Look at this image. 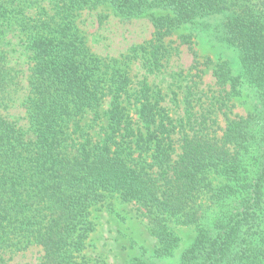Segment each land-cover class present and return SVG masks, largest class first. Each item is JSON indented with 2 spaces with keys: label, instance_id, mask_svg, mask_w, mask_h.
Returning a JSON list of instances; mask_svg holds the SVG:
<instances>
[{
  "label": "trees",
  "instance_id": "obj_1",
  "mask_svg": "<svg viewBox=\"0 0 264 264\" xmlns=\"http://www.w3.org/2000/svg\"><path fill=\"white\" fill-rule=\"evenodd\" d=\"M55 1L56 13L32 25L30 31L35 32L24 42L38 62L30 99L36 141L27 140L0 111V247L16 246L23 238L24 248H43L42 264H87L82 254L96 229L89 208L104 191H114L140 204L149 231L160 243L152 257L136 256L130 264H160L172 257L179 243L172 223L197 230L180 264H264V0ZM105 4L125 19L151 14L153 40L133 47L124 60L92 55L76 19L80 11ZM15 12L0 4V19ZM215 18H221L219 38L237 53L240 64L235 68L227 59L220 64L208 59L207 65L214 66L219 86H231V96L240 95L244 86L255 92L253 110L246 117L229 120L220 139L186 132L182 152L174 158L165 145L172 130L164 122L155 130L161 91L145 84L139 116L147 133H140L136 147L154 143L158 176L129 165L121 148L113 154L91 147L75 157L60 150L71 122L77 131L79 116L93 111L100 117L107 90L113 96L105 113L111 128L107 139L117 133L130 136L121 103L127 94L128 62L142 56L151 72L159 71L170 52L166 39L174 31L189 29L182 39L191 45L194 33L211 32L208 22ZM194 69L200 80L202 70L197 65ZM6 86L7 71L0 59V94ZM187 108L191 122L195 114L189 100ZM215 175L229 183L216 187ZM206 196L221 207V219L212 221L204 210L201 201Z\"/></svg>",
  "mask_w": 264,
  "mask_h": 264
},
{
  "label": "rangeland",
  "instance_id": "obj_2",
  "mask_svg": "<svg viewBox=\"0 0 264 264\" xmlns=\"http://www.w3.org/2000/svg\"><path fill=\"white\" fill-rule=\"evenodd\" d=\"M14 1L0 0V4L6 5L8 9L16 10L9 19H0V59L7 71V86L0 94V111L25 132L27 140L36 141L30 118V99L35 95L32 81L38 62L35 53L24 42L35 32L30 31L32 25L56 13V1L31 0L34 1L32 4L26 0ZM151 18L152 15L148 13L125 19L116 14L110 4H105L96 10L80 11L76 25L92 55L100 59L124 60L133 47L153 40L155 27ZM220 23L221 18L210 20L208 25L211 32L194 33L191 45L185 44L182 39L190 32L189 29L182 27L174 31L166 39L170 52L159 71L151 72L142 56L128 62L127 94L121 103L131 124L130 136L123 137L117 133L112 140L107 139L106 132L111 134V128L105 113L111 109L113 99L107 90L99 107L100 117L96 118L93 111L79 116L75 120L81 129L77 131L71 122L66 130L68 140L60 150L75 157L91 147L113 154L121 148L120 152L129 165L144 167L153 177L158 176L154 143L140 142L143 148L136 147L140 133H147L139 116V99L145 84L154 91H161L163 101L160 103L155 130L162 122L172 130L165 145L166 149L171 147L170 152L173 150L174 158L182 152V138L186 132H199L210 135L212 139H220L229 120L246 117L255 103V92L247 86L242 88L240 95L231 96V86H219L213 75L214 66L207 65L208 59L214 64L223 63L222 60L227 59L235 68H239L237 53L219 38L217 27ZM195 65L202 70L200 80L194 77ZM188 100L195 114L191 122L187 114ZM161 118L164 120L161 121ZM157 134L162 137L161 132ZM228 183L226 178L214 176L216 187ZM201 203L207 214L212 216V221L221 219V207L210 196L204 197ZM89 214L96 229L91 233L88 246L82 254L87 264H130L136 256L146 254V257H152L160 247L158 239L149 231L148 220L136 200H125L118 192L104 191L100 200L90 206ZM170 226L179 239L178 247L172 257L160 260V264H180L183 253L197 236L194 227L175 223ZM26 241L20 238L16 240V246L0 247V264H42L43 248L35 244L24 248Z\"/></svg>",
  "mask_w": 264,
  "mask_h": 264
}]
</instances>
